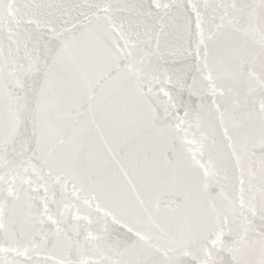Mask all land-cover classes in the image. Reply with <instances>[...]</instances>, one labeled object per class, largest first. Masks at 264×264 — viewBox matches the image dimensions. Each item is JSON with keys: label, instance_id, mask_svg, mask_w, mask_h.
Segmentation results:
<instances>
[{"label": "snow or ice", "instance_id": "obj_1", "mask_svg": "<svg viewBox=\"0 0 264 264\" xmlns=\"http://www.w3.org/2000/svg\"><path fill=\"white\" fill-rule=\"evenodd\" d=\"M0 264H264V0H0Z\"/></svg>", "mask_w": 264, "mask_h": 264}]
</instances>
